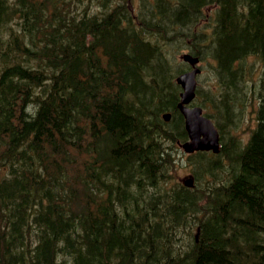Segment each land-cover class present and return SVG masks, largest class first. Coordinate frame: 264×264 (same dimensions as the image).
<instances>
[{
    "label": "trees",
    "instance_id": "16d2710c",
    "mask_svg": "<svg viewBox=\"0 0 264 264\" xmlns=\"http://www.w3.org/2000/svg\"><path fill=\"white\" fill-rule=\"evenodd\" d=\"M183 48L221 142L192 187ZM0 264H264V0H0Z\"/></svg>",
    "mask_w": 264,
    "mask_h": 264
},
{
    "label": "water",
    "instance_id": "95a60500",
    "mask_svg": "<svg viewBox=\"0 0 264 264\" xmlns=\"http://www.w3.org/2000/svg\"><path fill=\"white\" fill-rule=\"evenodd\" d=\"M180 58L191 65L187 71L181 72L175 78L176 83L181 86L177 107L184 118V126L188 138L181 143L184 151L191 153L195 150L219 151L218 130L212 120L203 114L199 105H189L195 95L196 75L200 71L198 67V57L191 53L184 52ZM163 117L167 120L169 113H164ZM185 185L192 186L193 179L190 176L184 177Z\"/></svg>",
    "mask_w": 264,
    "mask_h": 264
},
{
    "label": "rangeland",
    "instance_id": "374dc122",
    "mask_svg": "<svg viewBox=\"0 0 264 264\" xmlns=\"http://www.w3.org/2000/svg\"><path fill=\"white\" fill-rule=\"evenodd\" d=\"M131 3H132V1H131ZM135 3H136V0H133V4H135ZM137 9H138V7L136 5L134 10H137ZM206 11L208 13H210L212 11V7L211 6H205L203 8V19L200 21L202 23V26L207 25L206 23L209 21V20L206 21L209 18L207 16ZM185 50L186 49L183 48L181 51H185ZM253 58H254L253 56H249L247 58V60L245 61V65H246L245 68H247L248 65L252 64L251 67L259 69L260 65L257 63V60H254V62L252 63ZM208 64L209 63H208V61H206V59H202L200 61L199 66H200L201 71L197 76L198 83L205 90L209 89L210 86H212V82L214 81L213 71H211V68L209 67ZM183 66H184V68H186L187 64L184 63ZM257 74H258V72H256L255 76L252 75L251 77L254 76L255 79L257 80V77H258ZM249 83H250V81H249ZM198 100H199L198 98L197 99L195 98V102H198ZM256 103H257L256 96L248 95L244 105L242 106V109L240 112V117L235 123V128L233 129V132L236 134V136L240 140L241 144L247 139V137L250 133V129H252L255 125V119L253 116V111H254V108L256 106ZM209 111H211L210 108H209ZM174 147H175V150L173 151V154L175 155L176 166H177L175 178L178 180L180 177L184 176L185 174L190 173L189 170H190L191 164H189L188 154L185 153L183 151V149L181 147H179L178 145H176ZM223 161H227V160H223Z\"/></svg>",
    "mask_w": 264,
    "mask_h": 264
},
{
    "label": "bare ground",
    "instance_id": "6f19581e",
    "mask_svg": "<svg viewBox=\"0 0 264 264\" xmlns=\"http://www.w3.org/2000/svg\"><path fill=\"white\" fill-rule=\"evenodd\" d=\"M94 1V0H93ZM105 4V3H104Z\"/></svg>",
    "mask_w": 264,
    "mask_h": 264
}]
</instances>
